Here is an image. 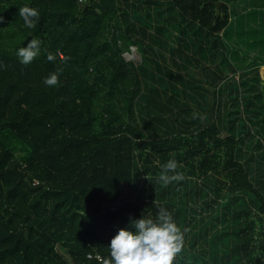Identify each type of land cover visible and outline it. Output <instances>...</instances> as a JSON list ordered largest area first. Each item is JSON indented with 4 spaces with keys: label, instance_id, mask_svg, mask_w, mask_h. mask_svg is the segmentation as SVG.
<instances>
[{
    "label": "trees",
    "instance_id": "trees-1",
    "mask_svg": "<svg viewBox=\"0 0 264 264\" xmlns=\"http://www.w3.org/2000/svg\"><path fill=\"white\" fill-rule=\"evenodd\" d=\"M246 2L264 9V0ZM237 5L0 0V264H104L118 231L135 232L130 221L142 216L155 219L157 205L182 233L189 222L196 227L201 208L207 217L227 194L221 220L230 225L226 211L240 219L237 264H264V180L255 178L264 169L257 87L264 64L239 70L228 59L225 36ZM22 6L39 11L35 28L18 15ZM32 38L41 52L24 65L16 52ZM134 47L140 63L125 57ZM220 66L238 88L234 99H222L221 85L215 113L203 87ZM58 69L59 84L46 86ZM170 159L184 179L165 185L161 166ZM125 184L135 195L119 203ZM196 239L195 231L191 244L183 240L172 264H209L196 257Z\"/></svg>",
    "mask_w": 264,
    "mask_h": 264
},
{
    "label": "rangeland",
    "instance_id": "rangeland-1",
    "mask_svg": "<svg viewBox=\"0 0 264 264\" xmlns=\"http://www.w3.org/2000/svg\"><path fill=\"white\" fill-rule=\"evenodd\" d=\"M238 2L242 3V6H240L239 8L241 9L239 13L237 14H231L230 15V19H231V24L227 27L230 28L228 29V36H225V42L227 45V51L229 53V56L231 58V60H236V55L241 56V53L243 52L246 57H241L243 58L245 62V66H241L244 62H239L238 64L236 63V61L232 62L235 66L238 67L239 70H245L248 69L249 67L253 66V64L255 63H264L261 61H258L256 59H254V55H255V48H251L250 50L246 51V45L244 44L245 39H248L251 41V43H253V46H264V21L260 20V21H256L253 22L254 20H257V17L255 15L254 12L250 13L249 18H245L242 17L244 16L243 12L247 9L245 8L243 10V1L244 0H237ZM229 3L233 4V0H228ZM239 17H242L244 20V23H240L239 25ZM250 23H252L250 25L246 24V22L248 23L249 20ZM261 19V18H260ZM246 24V26H245ZM241 26V30L238 29ZM231 28H234L232 30H235L237 32H242L243 34H239L238 37L242 38L243 41H236L233 39H230V37H232L230 35V33L232 32ZM223 33V31H222ZM174 35H177L178 33L176 31L173 32ZM229 37V38H228ZM169 41L173 44H176V40L175 37L173 35H171V38L169 39ZM242 44H241V43ZM157 47V46H156ZM237 48H239L240 52L237 51ZM135 53V60L136 62L140 63L141 62V55L137 53L138 49L137 47L133 48ZM156 52V51H155ZM158 52V50H157ZM156 52V53H157ZM264 53V52H263ZM160 56L159 53H157L156 57ZM170 56L171 53L167 50L166 51V57L170 60ZM238 56V58H239ZM230 58H228L230 60ZM240 59V58H239ZM254 59V60H253ZM222 54L219 55V57L217 58L216 63H220L222 62ZM241 61V60H239ZM208 62V61H207ZM196 65V63H194ZM240 65V66H238ZM194 69V68H193ZM221 70H218L219 75H216V77H212L213 79H216L215 82H210L209 84L206 85L205 82V86L203 88V96L206 101V106L208 107V109L210 111H215L216 113V108L219 105V89L221 87V85H223L222 90H221V97L222 99L225 98V96L228 95H232V99H234L236 97V93H237V88L238 85L237 82L231 78L229 75V71H227L226 69H224L223 67L220 66ZM223 71V72H222ZM236 75H238V72L236 73ZM260 85V86H259ZM257 87H260V89L262 90V93L264 95V80L260 81ZM260 90V91H261ZM236 100H234L235 103ZM231 102V100H230ZM230 105V103H229ZM235 108H240V107H235ZM248 126H251V124H249ZM253 125L251 127V131H253ZM242 137H244L247 133V129L242 128ZM240 132V133H241ZM223 134H227L226 132ZM262 138V136H261ZM257 139H255L256 141ZM260 142V143H259ZM264 145V141L260 140L258 141V146H262ZM261 159V157H259ZM261 162L262 160H257ZM137 172V171H136ZM257 172H260L258 175L256 174L255 178H260L264 180V169L262 168L261 170L259 169ZM254 175V173H253ZM201 184V183H200ZM193 184L190 185L189 188H193ZM124 191H123V195L121 197V200L119 203L123 202L124 200L127 199H131L134 198L135 192L133 191L132 185H128L125 184L123 187ZM199 189V187H195V190ZM226 195V193H224ZM243 197H241L242 201H245V199L248 200V194H242ZM230 198V195H226V200ZM190 199V194L187 196L185 194L184 200L186 203L189 202ZM225 199H221V201H217V203H214L213 205L217 204V206L220 205L219 208L216 209V205H215V209L212 210V212H208V215L206 214L207 217H205V213L207 211H203L204 209L201 208L200 213H197V219H196V227L192 226V223L189 222L186 224V226L184 227V229H182V235H183V240L186 241V244H191V242H189L190 236L191 234H193L196 231V235H197V239L194 242V252L197 255L196 257L199 258H203L205 260L209 261V264H237V260H236V256H237V246L238 243L240 241L239 236H238V229L237 227L239 226V217L236 216V221H232L233 217L235 216L233 214V212H227L226 213H230L229 217L231 216V221H230V225H225L221 219H223L222 217V209H223V202L225 201ZM118 203V204H119ZM236 204V203H235ZM244 204V203H243ZM226 205V204H224ZM116 205H109L108 207L105 208V210L110 209L112 207H114ZM203 217V218H202ZM202 218V219H201ZM193 222V223H195ZM226 226V228H225ZM235 230V231H233ZM201 249V252H196L198 251V249ZM61 249V248H60ZM62 250V249H61ZM65 249L62 250V252L65 253L64 251ZM187 261H190V259H195L196 257H191L190 255L185 256ZM204 262H201V264H203Z\"/></svg>",
    "mask_w": 264,
    "mask_h": 264
},
{
    "label": "clouds",
    "instance_id": "clouds-1",
    "mask_svg": "<svg viewBox=\"0 0 264 264\" xmlns=\"http://www.w3.org/2000/svg\"><path fill=\"white\" fill-rule=\"evenodd\" d=\"M18 15L23 19L24 25L33 29L39 20L40 13L36 8L22 6ZM4 20L0 16V23ZM41 41L32 38L27 45L17 50L16 55L19 61L30 64L40 55ZM49 61H54L55 56L47 54ZM62 69L52 72L44 79V84L49 87L59 84L58 75ZM177 162L170 159L161 166L162 171L159 179L166 185L172 181L183 180L182 173L177 172ZM169 173H173L169 175ZM158 213L155 219L142 218L131 220L130 223L136 231L131 232L121 228L111 239L108 246L110 249V260L104 264H172L176 253L180 252L183 246V235L173 221L172 214L163 206L157 205Z\"/></svg>",
    "mask_w": 264,
    "mask_h": 264
},
{
    "label": "crops",
    "instance_id": "crops-1",
    "mask_svg": "<svg viewBox=\"0 0 264 264\" xmlns=\"http://www.w3.org/2000/svg\"><path fill=\"white\" fill-rule=\"evenodd\" d=\"M242 6V5H241ZM243 10L245 9V8H247L244 12H243V14H244V16H242V17H245V18H249V15H250V13H252V12H254L255 13V15H256V17H257V20H254L253 22H256V21H260V20H262V21H264V9H256V8H253L252 9V5L249 3V2H246V0H244V2H243ZM237 7V11H236V13H239L240 12V6H236ZM234 14V13H233ZM242 17H239V18H241V21L239 22V25H240V23H244V19L242 18ZM261 18V19H260ZM249 20V19H248ZM246 24H248L249 25V28H250V25L252 24V23H250V20H249V22L247 23L246 22ZM246 24H245V26H246ZM264 24V23H263ZM228 29H230V28H228ZM232 29H234V28H231V30ZM238 29H240L241 30V26L238 28ZM239 34H243L242 32H237V31H235V30H232V32L230 33V35L232 36V37H230V39H233V40H236V41H243V39L242 38H239L238 37V35ZM227 36V35H226ZM229 38V37H228ZM241 43V42H240ZM242 44V43H241ZM244 44L246 45V51L247 50H250L251 48H255L256 49V51H255V55H254V59H256V60H258V61H261V62H264V46H261V45H258V46H253L254 44L253 43H251V41L250 40H248V39H245V42H244ZM237 51H239L240 52V50H239V48H237ZM241 53V52H240ZM247 55V54H246ZM243 52L241 53V56H239V54H238V56H239V58H238V56L236 55V60H234V61H236V63L238 64L239 62H244V61H246V60H244L243 58H241L242 56L243 57H246L247 58V56H246ZM231 59V58H230ZM253 59V60H254ZM239 60H241V61H239ZM259 64H264V63H254L253 64V66H251V67H254V66H257V65H259ZM245 66V62L241 65V66ZM238 66H240V65H238ZM251 67H249V68H251ZM248 68V69H249Z\"/></svg>",
    "mask_w": 264,
    "mask_h": 264
},
{
    "label": "water",
    "instance_id": "water-1",
    "mask_svg": "<svg viewBox=\"0 0 264 264\" xmlns=\"http://www.w3.org/2000/svg\"><path fill=\"white\" fill-rule=\"evenodd\" d=\"M86 7H87V6H86ZM135 53H136V52L134 51V49H132L131 51L125 52V57H126L127 59H131V58H132V59H135V58H134ZM137 53L141 55V53H140L139 50L137 51Z\"/></svg>",
    "mask_w": 264,
    "mask_h": 264
},
{
    "label": "built area",
    "instance_id": "built-area-1",
    "mask_svg": "<svg viewBox=\"0 0 264 264\" xmlns=\"http://www.w3.org/2000/svg\"><path fill=\"white\" fill-rule=\"evenodd\" d=\"M80 2H83V0H79ZM90 257H91V255H90Z\"/></svg>",
    "mask_w": 264,
    "mask_h": 264
}]
</instances>
